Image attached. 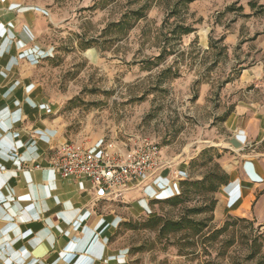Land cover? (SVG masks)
Instances as JSON below:
<instances>
[{
  "label": "rangeland",
  "instance_id": "rangeland-1",
  "mask_svg": "<svg viewBox=\"0 0 264 264\" xmlns=\"http://www.w3.org/2000/svg\"><path fill=\"white\" fill-rule=\"evenodd\" d=\"M12 1L32 9L42 50L32 79L68 141L101 151L146 140L160 147L162 168L188 162V179L201 180L212 167L203 166L202 151L220 164L233 130L249 116L264 120V14L257 12L264 0H190L173 16L179 0ZM147 3L145 17L124 34V13ZM178 24L195 32L171 41L172 55L148 71L146 61ZM168 67L180 77L162 79ZM138 192L101 198L107 210L124 211L113 242L124 245L127 264H264V230L253 219L193 215L208 221L199 234L160 235L144 223L154 215L176 220L205 201L153 203L151 215L135 216Z\"/></svg>",
  "mask_w": 264,
  "mask_h": 264
},
{
  "label": "crops",
  "instance_id": "crops-1",
  "mask_svg": "<svg viewBox=\"0 0 264 264\" xmlns=\"http://www.w3.org/2000/svg\"><path fill=\"white\" fill-rule=\"evenodd\" d=\"M31 10L0 0V264H127L124 245L113 242L124 211L107 210L88 180L49 169L68 140L32 79L42 50ZM224 148L219 162L230 180L214 214L251 218L264 230V120L249 116ZM181 174L189 177L188 162L159 169L137 193L135 216L178 195Z\"/></svg>",
  "mask_w": 264,
  "mask_h": 264
},
{
  "label": "built area",
  "instance_id": "built-area-1",
  "mask_svg": "<svg viewBox=\"0 0 264 264\" xmlns=\"http://www.w3.org/2000/svg\"><path fill=\"white\" fill-rule=\"evenodd\" d=\"M163 164L160 147L146 140L125 151L109 145L99 154L84 143L68 141L56 149L49 169L63 179L88 180L101 198L119 200L131 190L146 187ZM180 177L188 179L187 174Z\"/></svg>",
  "mask_w": 264,
  "mask_h": 264
},
{
  "label": "trees",
  "instance_id": "trees-1",
  "mask_svg": "<svg viewBox=\"0 0 264 264\" xmlns=\"http://www.w3.org/2000/svg\"><path fill=\"white\" fill-rule=\"evenodd\" d=\"M189 2L191 1H177L173 7V10L170 12V16L177 15L179 9L181 8H187ZM249 5L252 10H255V3L250 2ZM148 8L149 5L147 3L143 4L136 10H130L124 13V18L122 21V24L124 23V34H126L131 28H133L138 20L145 17V12ZM260 8L261 9L257 12L264 14V5H260ZM241 9L242 7L240 8V10ZM231 10L235 9H233V7H228V11ZM194 32L195 29L191 26L180 24L175 25L174 29L171 32V35L174 37L169 38L166 35H163L160 54L154 59L146 61V69L148 71H151L152 69L158 67L162 62H164L168 56L172 55L173 51L170 49L171 41L181 40V37H183L184 35H189ZM170 76L174 79L180 77L179 73H172V68L170 67L160 72V77L164 80L170 78ZM209 155L210 151L204 150L199 156L200 159L204 160L203 166L212 164V167L209 168V170L205 173L201 180H183L180 183V192L178 195L166 200L157 201V203L165 202L170 206L177 207L184 204L186 200H189L191 196H196L203 199L205 201V204L202 206L185 207L181 217L176 220H166L163 217L154 215L148 221H146L143 226L158 229L160 235L167 236H181V234L186 235L189 231H193L194 234L197 235L206 227H208V221L206 219L205 221H196L195 219H192L191 216L205 213L213 214L218 202L215 195L219 193L220 189L223 186L227 185L230 180L229 174L221 167V165L217 161H214L211 156L207 159V156ZM195 162H192V164H195ZM227 228L228 225L225 224L223 229H221L219 232L221 233Z\"/></svg>",
  "mask_w": 264,
  "mask_h": 264
}]
</instances>
